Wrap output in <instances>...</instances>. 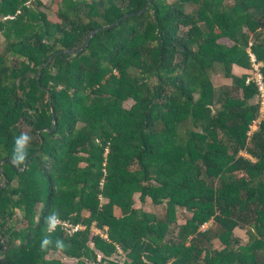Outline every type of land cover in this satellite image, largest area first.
<instances>
[{"label": "trees", "instance_id": "16d2710c", "mask_svg": "<svg viewBox=\"0 0 264 264\" xmlns=\"http://www.w3.org/2000/svg\"><path fill=\"white\" fill-rule=\"evenodd\" d=\"M30 1L0 0V264H264V115L233 73L264 81V0Z\"/></svg>", "mask_w": 264, "mask_h": 264}, {"label": "rangeland", "instance_id": "374dc122", "mask_svg": "<svg viewBox=\"0 0 264 264\" xmlns=\"http://www.w3.org/2000/svg\"><path fill=\"white\" fill-rule=\"evenodd\" d=\"M38 1L41 2V5H38ZM62 0H31L29 2V5H32L34 6V8H36L37 10H41L43 12H45L49 18L50 21L52 22H55V23H60L61 22V19L58 15V11L59 9H61V6H62ZM87 1H91V0H87ZM231 0H226V3L229 2ZM186 11L191 13L193 12V14H195L196 12V7L194 6H188L186 8ZM4 46H5V39L3 37L0 36V53L1 52H4ZM10 59V58H9ZM11 63V65H13V63L15 61H17V59H14L13 57H11V60H9ZM252 72V69H241V68H238L237 66H235L233 68V73L238 75V76H241V75H248L250 78L254 79L253 78V75L251 74ZM212 79H213V82L215 84V86L217 87H220V86H225V85H230L232 80L229 79V78H226L223 71L219 68V67H216L214 69V71L212 72ZM257 79V77L255 78V80ZM255 103H261V115L259 117V119L254 123V125L252 126V131H255L258 127V124L259 122L262 120L263 118V115H264V92L262 93V95H259L256 97V99L254 100ZM133 104V101L130 100L128 102L125 103V107L129 108L131 105ZM80 126V124L78 125ZM101 199V202H104L105 200ZM135 208H141L147 212H149L150 214H156V216H159L161 218H164L166 216V211H165V206H155L152 204L151 200L149 199H146L145 202H143L141 199H140V196L139 194H136L135 195ZM183 212V211H182ZM114 213L116 215H120V211L119 209H115L114 210ZM185 214L184 212L181 213V211L178 213V216H179V220L181 223H183L185 221V218H184V215ZM82 215L87 217L88 216V213L86 211H83L82 212ZM14 222L17 224V228H22L24 227V221H23V217H22V214L21 213H18L15 218H14ZM212 222L211 223H208L206 224L203 228H208L209 226H211ZM83 229V227H81ZM91 232L92 234H101L103 235L104 237H106V234L101 230V229H97L93 224L91 226ZM235 234L241 239L242 243H246L248 242L249 240V235L248 233H246V230H241V229H236L235 230ZM216 248H219L220 247V243L218 241H215L214 242ZM92 244H90L91 246ZM48 258L50 259H57V260H60L62 262V264H72L73 261L69 260V259H66L62 253L60 252H52L50 253V255L48 256ZM111 263H108V262H105V263H98V264H123V256L121 255H117V256H113L111 257L110 259Z\"/></svg>", "mask_w": 264, "mask_h": 264}, {"label": "built area", "instance_id": "2783aa9c", "mask_svg": "<svg viewBox=\"0 0 264 264\" xmlns=\"http://www.w3.org/2000/svg\"><path fill=\"white\" fill-rule=\"evenodd\" d=\"M251 60H252V72L251 74L253 75V78H248V82L249 81H254L260 91V95H262V93L264 92V81H263V76L261 73V67L263 66L262 62H258L255 55L251 54ZM257 77V79L255 80V78ZM57 225H63L65 227H68V225L64 222H61L60 220H55L52 223V228H54ZM78 229H81V226H75L73 228V231H76Z\"/></svg>", "mask_w": 264, "mask_h": 264}, {"label": "water", "instance_id": "95a60500", "mask_svg": "<svg viewBox=\"0 0 264 264\" xmlns=\"http://www.w3.org/2000/svg\"><path fill=\"white\" fill-rule=\"evenodd\" d=\"M150 2H151V0H148V3H147V5H146V7L142 10V11H140V12H138V13H142L144 10H146L147 8H148V5L150 4ZM118 22H116L115 24H113V25H110V26H108V27H103L102 29H106V28H111V27H113L114 25H116ZM100 29H98L97 31H99ZM97 31H94V32H92L91 34H90V36L89 37H87V40H86V42H85V44L80 48V49H83L86 45H87V43L88 42H90V40H91V38L94 36V34L97 32ZM62 52H73V51H66V50H63ZM54 57V56H53ZM53 57L48 61V63L53 59ZM39 77H40V74H39ZM39 79V78H38ZM54 123H55V120H54ZM56 126H55V124H54V128H55ZM1 165V164H0ZM5 184H6V176L4 175V181H3V184H2V186H1V190L4 188V186H5Z\"/></svg>", "mask_w": 264, "mask_h": 264}, {"label": "clouds", "instance_id": "9594fccd", "mask_svg": "<svg viewBox=\"0 0 264 264\" xmlns=\"http://www.w3.org/2000/svg\"><path fill=\"white\" fill-rule=\"evenodd\" d=\"M22 158V155H18L17 159H21Z\"/></svg>", "mask_w": 264, "mask_h": 264}, {"label": "crops", "instance_id": "0c3cea01", "mask_svg": "<svg viewBox=\"0 0 264 264\" xmlns=\"http://www.w3.org/2000/svg\"><path fill=\"white\" fill-rule=\"evenodd\" d=\"M238 68H241V67H238ZM241 69H243V68H241ZM244 70H246V69H244ZM115 214V213H114ZM116 215V214H115ZM118 216V215H117Z\"/></svg>", "mask_w": 264, "mask_h": 264}]
</instances>
